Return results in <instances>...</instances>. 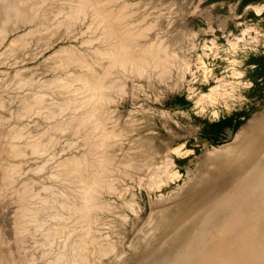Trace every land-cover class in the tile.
<instances>
[{"label": "rangeland", "instance_id": "374dc122", "mask_svg": "<svg viewBox=\"0 0 264 264\" xmlns=\"http://www.w3.org/2000/svg\"><path fill=\"white\" fill-rule=\"evenodd\" d=\"M0 6V264H264V168L175 222L264 121V0Z\"/></svg>", "mask_w": 264, "mask_h": 264}, {"label": "bare ground", "instance_id": "6f19581e", "mask_svg": "<svg viewBox=\"0 0 264 264\" xmlns=\"http://www.w3.org/2000/svg\"><path fill=\"white\" fill-rule=\"evenodd\" d=\"M2 10L3 9H1V12H2ZM2 16L0 14V21L3 24V22H7V21H3ZM9 24H11V23H9ZM244 130L245 131L247 130V133H245ZM236 140L237 141L240 140V144L237 147H235L233 149H227L230 147V146H227V147L221 148L219 151L222 154H226L227 159L216 160L217 163L215 162V164H216L215 168L212 170H208V176L205 178L203 177V179H201L202 183L204 181H206V183H207V181L210 182L212 180L218 179L217 182L209 183L208 188H207L206 192H204V195H203L204 199L201 195L202 199H201V197H199L201 201L198 199V201L195 202V204H193V206H190L191 209L187 208L188 209L187 212L183 211L182 215H181V213H180V215L178 214L179 216L177 215L178 217H176L177 220H175V222L181 220L182 217H186L188 215V213L192 212V211H197L195 213V216L197 215V213L200 214L201 216H204L205 214H207V212L209 210H211L213 208V206H212V208L210 206V204H212L213 199L216 200L217 202H220V201L223 202L224 198H226L225 195L229 194L228 192H230L236 184H238V186H239V184L242 185L245 182L246 178H250V176H251V178H258L259 175L262 173L259 170L264 168V121L261 122L260 125H257V127H254L252 129L250 128L248 130V128H244L237 135ZM225 149H227V151H224ZM258 155H260V156H258ZM241 159H243V160H241ZM254 173H256L255 176H254ZM250 179H249V181H250ZM249 181L247 180V182H249ZM251 181H253V180L251 179ZM240 188H242V187H240ZM236 189H237V186L235 187V190ZM238 189H239V187H238ZM193 200L195 201V198ZM221 202H220V204H221ZM214 209H217V207H215ZM181 212H182V210H181ZM236 213H237V211L235 212V214ZM200 217L198 218V220L200 219ZM204 218L202 219V221H204ZM228 221H229V219H228ZM195 222H196V220L194 221V223ZM198 223H199V221H198ZM241 223H242V221L238 222L239 228H240ZM226 225L227 224H221L219 226L215 225V227H220L221 229H224L226 227ZM193 226H194V224H193ZM203 238H204L203 235L197 237L196 238L197 240L195 241V243H202ZM180 240H179V243H180ZM199 241H202V242H199Z\"/></svg>", "mask_w": 264, "mask_h": 264}, {"label": "trees", "instance_id": "16d2710c", "mask_svg": "<svg viewBox=\"0 0 264 264\" xmlns=\"http://www.w3.org/2000/svg\"><path fill=\"white\" fill-rule=\"evenodd\" d=\"M221 123H216V124H214V126H218V125H220Z\"/></svg>", "mask_w": 264, "mask_h": 264}]
</instances>
